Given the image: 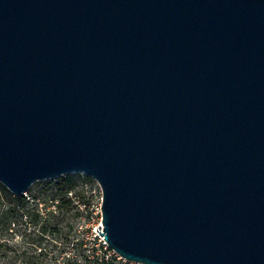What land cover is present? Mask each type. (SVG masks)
<instances>
[{
  "label": "water",
  "instance_id": "1",
  "mask_svg": "<svg viewBox=\"0 0 264 264\" xmlns=\"http://www.w3.org/2000/svg\"><path fill=\"white\" fill-rule=\"evenodd\" d=\"M82 173L136 264H264V0H0V183Z\"/></svg>",
  "mask_w": 264,
  "mask_h": 264
},
{
  "label": "rangeland",
  "instance_id": "2",
  "mask_svg": "<svg viewBox=\"0 0 264 264\" xmlns=\"http://www.w3.org/2000/svg\"><path fill=\"white\" fill-rule=\"evenodd\" d=\"M70 175L75 177L76 185L68 194L59 193V178L37 182L30 188L24 196L27 199L38 197L36 202L41 219L38 225H33L30 218H25L23 224L13 229L15 232L10 245L15 250L31 252L32 239L45 225L49 227L43 245L47 254L37 260L38 264H96L94 255L104 257L108 264H136L105 249L96 231L102 225V189L99 183L86 174ZM15 252L10 251L9 256L15 255ZM4 253L0 250V264H9L4 259ZM26 255L29 256V253ZM19 260L15 264H22L24 256Z\"/></svg>",
  "mask_w": 264,
  "mask_h": 264
},
{
  "label": "trees",
  "instance_id": "3",
  "mask_svg": "<svg viewBox=\"0 0 264 264\" xmlns=\"http://www.w3.org/2000/svg\"><path fill=\"white\" fill-rule=\"evenodd\" d=\"M59 179L61 180L60 184L57 185L59 193L68 194L75 188L76 179L72 175H66ZM37 200L38 197L36 196L31 199H27L24 195L17 197L0 183V250L5 251L3 256L9 264L20 261L21 256L25 258V260H21L22 264H38L37 260L47 254V249L43 245L49 227L47 228L45 225L38 230L39 235L32 239L31 249L33 252L15 250L10 245L12 235L15 232L13 229L23 224L25 218H30L33 225L39 224L42 215L38 210ZM39 250L40 253H37ZM10 251H16V254L9 256ZM27 253H29V256L26 255ZM93 257L96 264H108L104 257L98 255Z\"/></svg>",
  "mask_w": 264,
  "mask_h": 264
},
{
  "label": "built area",
  "instance_id": "4",
  "mask_svg": "<svg viewBox=\"0 0 264 264\" xmlns=\"http://www.w3.org/2000/svg\"><path fill=\"white\" fill-rule=\"evenodd\" d=\"M101 238H102V237H101ZM102 240H103L104 248L107 249V250H108V249L111 250L110 247L106 244V242L104 241L103 238H102ZM112 252H113V254L117 255L113 250H112Z\"/></svg>",
  "mask_w": 264,
  "mask_h": 264
}]
</instances>
